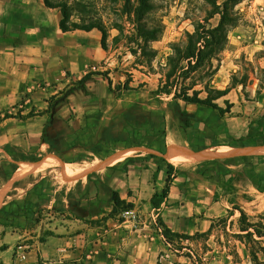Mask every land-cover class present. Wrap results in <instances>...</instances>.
Wrapping results in <instances>:
<instances>
[{"label":"crops","instance_id":"1","mask_svg":"<svg viewBox=\"0 0 264 264\" xmlns=\"http://www.w3.org/2000/svg\"><path fill=\"white\" fill-rule=\"evenodd\" d=\"M62 18L61 10L47 6L44 0H0V162H36L49 152L70 163L68 155L87 150L85 137L93 136L113 118L104 119L112 107L122 111L134 102L118 97L99 75L75 85L89 66L105 58L102 33L95 28L62 30ZM187 109L199 112L201 106L187 104ZM94 113L98 118L92 120V127L86 126ZM262 145L231 147L250 150ZM126 148L147 147H119L101 159L107 166L91 176L96 180L86 174L78 189L51 187L41 180L43 176L21 190L25 182L14 181L0 205V245H5L0 250L2 264H175L160 228L152 225L151 197L166 186L168 166L160 157L167 156L168 148L154 162L142 163L129 155L108 164L117 150ZM207 148L217 149L204 144L194 151ZM236 155L253 161L264 157L230 154ZM173 165L169 193L158 210L173 231L191 233L193 212L187 217L188 226L182 223L190 194L183 188L182 173ZM55 167L59 166L51 168ZM112 192L133 204L124 216L110 214ZM21 253L25 257L18 259Z\"/></svg>","mask_w":264,"mask_h":264},{"label":"rangeland","instance_id":"2","mask_svg":"<svg viewBox=\"0 0 264 264\" xmlns=\"http://www.w3.org/2000/svg\"><path fill=\"white\" fill-rule=\"evenodd\" d=\"M48 1L62 5L58 8L61 13L65 11L64 20L68 26H73V23L87 26L99 24L105 28V58L89 66L88 71L103 72L110 79L109 84L115 94L121 99L140 101L144 106L164 115L166 150L172 142L190 148L181 128V110L187 109V104L182 100L175 101L165 94L155 95L152 91L158 87L162 67L172 51V43L183 41L186 31H193L195 22L206 23V26L218 23L219 15L211 16L214 10L211 0H149L152 4L150 9H137L139 0ZM223 1L216 0L218 4ZM234 10V25H228L226 40L213 59L214 74L208 79L210 88L214 90L211 92L212 96L216 95L218 90L226 92L214 102L227 109L225 100H228L232 106L223 116L217 111L203 107L199 112L196 111L202 119L201 142L216 148L221 146L220 144L244 147L264 143V0H241ZM128 16L133 19L141 18L140 21L150 27L161 24L162 31L158 39L147 44L143 37L136 36L134 24L129 21ZM115 24H119L122 31H119ZM132 50L136 52L133 53ZM106 77L99 75V78L108 82ZM200 95L205 97L207 93L203 91ZM130 97L133 99H129ZM52 103L55 104V98H52ZM120 112L119 108L112 107L104 119L110 116L116 118ZM97 116L99 115L96 113L91 114V123L86 126L92 127V120L98 118ZM252 150L262 148L253 147ZM150 153L158 157L163 156V153L147 148L133 150L130 155L142 163L158 160ZM49 154L51 153H45L39 160ZM53 154L59 159V163L53 166L59 167L51 166L49 170L47 168L29 173L25 178H21L25 184L19 186L20 190L39 176H43L42 181L45 179L51 187L61 185L60 190L68 186L78 189L82 186L86 174L100 172L107 166L97 153L76 150L68 155L69 161L84 171L70 172L65 165L68 162ZM165 158L169 161L167 156ZM215 159L220 161L199 165H196L199 162L175 164L177 171L182 173L183 188L190 194L188 207L183 209L182 223L188 226L187 217L191 218L193 212L195 224L191 225V233H182L193 237H173V243L167 245L171 262L264 264L263 253L260 252L258 261H254L246 240L234 237L240 214L232 208L233 204L243 208L251 221L260 220L259 216H264V192L254 186H264V157L260 156L256 161L237 155L228 160L225 156ZM250 161H253L252 164ZM19 162L21 160L17 161L16 167ZM0 166L7 170L10 168L7 162H0ZM30 174L34 176L28 177ZM90 179L96 180L94 176ZM16 180L20 179L14 181ZM7 181L1 173L0 205L5 192L13 189L14 181L9 185ZM227 210L233 214L230 215ZM161 212L154 210L155 221L152 223L159 228L158 216L161 217ZM220 217H225L226 221L218 220ZM211 223L213 227L207 235L194 236L196 232L208 231ZM257 245L260 243H256Z\"/></svg>","mask_w":264,"mask_h":264},{"label":"trees","instance_id":"3","mask_svg":"<svg viewBox=\"0 0 264 264\" xmlns=\"http://www.w3.org/2000/svg\"><path fill=\"white\" fill-rule=\"evenodd\" d=\"M241 0H224L220 4L216 0H211L214 10L211 16L219 15V21L216 25L206 26V23L200 21L193 23L194 29L192 32L186 31L185 39L183 41L173 42L171 45V52L167 56L166 64L162 67V73L159 78L158 87L152 91L155 95L165 94L171 96L175 101L182 100L185 104H193L201 106L204 109L217 111L220 116L230 110L232 104L225 100L227 109L214 102L215 99L221 97L226 92L217 91V94L212 96L213 88H210L209 78L214 74L213 59L216 58L220 52L227 36L228 25H234L235 20V5ZM49 7H62V5H55L48 0H44ZM138 8H151L149 0H139ZM63 18L60 26L62 30H70L80 28L90 30L96 27L101 33V46L107 49L106 30L99 24L94 25H79L73 23V26H68L64 20L66 17L65 11L62 13ZM131 23L134 24L136 36L143 37L147 44L149 41L157 40L162 31V25H152L151 27L140 21L141 18L128 16ZM119 31L122 27L115 24ZM117 38H115L116 40ZM152 49V48H151ZM144 51V50H143ZM152 51H155L152 49ZM135 53V50H132ZM93 75H106L100 71H88L81 79L75 82V85H82L87 79ZM109 83L110 79L106 77ZM125 88V87H124ZM73 87L69 88L67 93L72 92ZM205 91L207 95L201 97V93ZM8 115V114H7ZM164 115L157 110L150 109L143 105L140 101H134L125 107L120 115L116 118H108L94 133L93 136L85 137L87 143V150L92 153H97L101 159L109 155L119 147L127 146H144L160 153L166 152L165 141V122ZM201 116L196 112H189L187 109L181 110V128L190 147L194 150H199L204 145L201 142ZM85 130L82 131L84 133ZM79 139V135L74 138ZM9 153L11 151L9 150ZM53 154V153H51ZM151 156L157 157L156 154L151 153ZM231 157V156H230ZM230 157H226L228 160ZM130 158V157H128ZM167 162L168 176L166 177V186L161 192L153 193L151 197V204L155 209H158L169 193L171 184V172L174 165L168 162L164 157H160ZM215 158L206 159L197 163H214L220 160ZM10 168L7 170L0 166V174L5 180L10 177L11 173L16 168V163L10 162ZM113 167V166H110ZM95 172L88 173L87 178H90ZM43 179V178H42ZM41 179V180H42ZM264 181V180H263ZM254 186L261 192H264V186L254 184ZM113 208L110 214L120 212L121 210H129L133 208L131 202H126L120 199L117 192H112ZM233 210L239 212L238 229L234 233L237 239H245L246 243L250 245L251 256L254 261H258V254H264V216H259L260 220L251 221L249 216L243 208L233 204ZM230 215L233 212L227 210ZM218 220L226 221L225 217H220ZM158 223L160 224L161 234L167 244L173 243V237H193L187 234H182L173 231L160 216H158ZM213 224H210L208 231L196 232L195 235H207L212 229ZM43 240V238H41ZM256 243L260 245L256 246ZM5 249V245L0 246V250Z\"/></svg>","mask_w":264,"mask_h":264},{"label":"bare ground","instance_id":"4","mask_svg":"<svg viewBox=\"0 0 264 264\" xmlns=\"http://www.w3.org/2000/svg\"><path fill=\"white\" fill-rule=\"evenodd\" d=\"M256 148H264V145ZM136 148H126L123 149L116 154H114L109 160L108 164H114L125 159L129 156L132 151H135ZM247 148H234L231 146H221L217 149L207 148L200 151H193L187 146L177 144L172 142L168 147L167 156L169 160L173 164H182V163H197L203 160L212 158V157H220V156H229L230 154H264V150L254 151L252 148H248L250 150H246ZM59 163L58 157L54 154H49L45 158L36 161H21L19 162L18 168L13 172L12 176L7 181V184L11 183L15 179L25 178L29 173H36L38 171H42L47 169L53 165ZM66 169L70 172H83L81 168H79L75 163H66ZM97 166V164H96ZM87 168V167H86Z\"/></svg>","mask_w":264,"mask_h":264},{"label":"built area","instance_id":"5","mask_svg":"<svg viewBox=\"0 0 264 264\" xmlns=\"http://www.w3.org/2000/svg\"><path fill=\"white\" fill-rule=\"evenodd\" d=\"M130 210V209H129ZM129 210H121L120 212H119V214L121 215V216H124L127 212H129ZM25 257V255L23 254V253H21V254H19L18 256H17V258L18 259H23Z\"/></svg>","mask_w":264,"mask_h":264}]
</instances>
